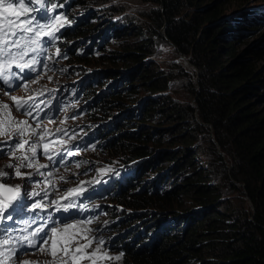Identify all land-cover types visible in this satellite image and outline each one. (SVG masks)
Wrapping results in <instances>:
<instances>
[{
  "label": "trees",
  "instance_id": "16d2710c",
  "mask_svg": "<svg viewBox=\"0 0 264 264\" xmlns=\"http://www.w3.org/2000/svg\"><path fill=\"white\" fill-rule=\"evenodd\" d=\"M68 1L85 5L87 13L69 32L74 48L83 39L93 41L77 58L102 70L85 75L100 81L99 86L105 74L124 80L101 100L94 89L98 111L113 128L108 146L126 162L141 158L146 169L159 173L164 167L174 179L157 182L156 188L173 185L169 189L152 191L148 186L122 196L134 211L144 212L134 222L156 209L188 217L183 236H168L153 248L141 239L133 241L127 262L264 264V66L237 57L234 45L247 28L260 29L264 10L223 17L219 0L203 8V0H144L151 5L146 22L130 23L126 31L107 37L99 8L111 0H94V6L86 5L92 0ZM187 3L193 10L189 18ZM120 35L126 36L113 49ZM160 41L191 56L199 69L198 83L181 65L166 69L156 62ZM254 52L264 54V46ZM115 115L120 119L112 120ZM239 183L251 210L245 198L237 200ZM181 199L189 203L188 213L177 210Z\"/></svg>",
  "mask_w": 264,
  "mask_h": 264
},
{
  "label": "snow or ice",
  "instance_id": "6c2138e0",
  "mask_svg": "<svg viewBox=\"0 0 264 264\" xmlns=\"http://www.w3.org/2000/svg\"><path fill=\"white\" fill-rule=\"evenodd\" d=\"M36 3L42 5V8L37 10L39 12V19L31 16L33 9L29 7L30 4ZM49 5L52 10H55V5H51V0H0V83L6 84L11 87L10 81L13 79H24L25 69H28L27 73L30 76L32 71H35L34 65L37 63L35 59H26L29 56V52H36L37 49L42 47L41 38L47 36L50 39L45 43L51 44L54 38V31L58 30V27H62L65 19L62 16H48ZM22 17H26L22 19ZM53 29V30H49ZM32 33V37L28 38L25 34ZM35 45V47H31ZM57 54L59 50L57 49ZM15 68L18 71L13 72ZM16 104V107H25L26 102L21 98L15 96L12 97ZM30 107V106H29ZM5 110L8 106L4 105ZM27 115H31V111L26 112ZM27 125V121L22 122ZM17 135L23 136L24 129L17 127ZM0 135H9L7 129L0 128ZM43 139V137H41ZM27 140H21L14 147L22 149ZM32 155H36V145L32 146ZM44 152L47 154L48 146H44ZM13 158H16L13 156ZM27 156L23 157V160H28ZM51 159V157H49ZM21 161L20 166L9 165L14 168V175L17 178H22L21 167H32L31 161L27 165ZM40 167H44L41 165ZM8 173L0 171V179L7 176ZM79 193V189H71L69 196ZM21 189L20 186L7 185L0 182V222L5 220H11L15 208H12L13 204L20 198ZM39 195V193H35ZM59 207L58 202H54ZM33 209L43 208V203L37 202L31 205ZM9 208H12L11 212H8L7 216L3 215ZM91 223V221H87ZM43 229H38L37 232H42ZM91 229H78L76 224H65L63 228L53 227L49 232H44L39 237L41 247L38 251H43L44 246L48 245L50 254L55 257L57 252H61L65 259L62 260V264H80V261L87 259L90 264H97L100 260L111 259L106 253H101V248H95L91 253L87 249L92 247L93 243L103 245V239L96 237H88L84 233L90 232ZM80 240H86L84 244H80ZM26 242V243H25ZM51 242V243H50ZM16 244H20L21 247H35L36 241L29 240L27 236L16 237L7 228H0V257L4 255V252L8 253V258L11 259L15 255L17 248ZM75 245V247H73ZM23 254V253H21ZM115 259H120L116 257ZM0 264H5L3 259H0ZM29 264V262H24Z\"/></svg>",
  "mask_w": 264,
  "mask_h": 264
},
{
  "label": "rangeland",
  "instance_id": "374dc122",
  "mask_svg": "<svg viewBox=\"0 0 264 264\" xmlns=\"http://www.w3.org/2000/svg\"><path fill=\"white\" fill-rule=\"evenodd\" d=\"M201 1V0H200ZM216 0H203V2L205 3L204 5H202V8L204 6L207 5H211L215 2ZM63 0H59V3L57 4V6L59 7V12L61 13H66L63 17L65 19L66 22H64L66 25H70L72 23H74L73 26H77V24H82L85 21V17H87V14L85 13L86 9H85V5H79V6H73V5H66L64 3H62ZM186 2V0H184V3ZM202 2V1H201ZM217 3H219V5L221 6V8L223 9V17L229 15L232 12H238L236 13L234 16H239L240 17V10H242L243 8L246 9H252V8H261L264 7V0H219ZM86 5H91L94 6V0H92L89 4ZM151 5L149 2H146L144 0H111L108 2V5L106 4L105 6H103L102 8H99L100 10V15L98 20H101L103 22H105V35H111L113 36L114 34H118L120 33L122 30L126 31L127 28L129 27L130 23H137V24H142L144 22H146V13H147V8H149ZM110 7H115L117 8L116 11L118 12H114V13H108V11H110ZM187 8V12H188V18L192 15L191 11L193 12V10L191 9V7L189 6V4L187 3V5L185 6ZM124 8V9H122ZM122 9V10H119ZM67 17H69V20H67ZM125 20H128V22H125ZM75 21V22H74ZM249 27V26H248ZM238 29V28H237ZM247 32L245 33H240L241 36L234 38V45L236 46V49L238 51L237 57L241 56L249 61H259V63L264 66V54L261 53H255L254 50L256 48H258L259 46L263 47L264 46V25L260 26V29L257 30H253L251 31V27L247 28ZM124 36L126 35H120L118 37V39L116 40V44H114L112 46L113 49H115L118 45H119V40L122 39ZM83 41H79L78 43V47L82 48L83 50H86L89 46H82L81 43ZM157 47V52H158V57H155L156 62H158L159 65L165 67L166 69H169L172 67V65L170 64H179L181 65V67L184 68V71L186 70L187 72H189V76L192 77L194 80H197L196 83H198V78H199V69L197 68V66L195 65V63L191 60V56L190 55H186L184 53H180L177 54L179 52H174L173 51V47L170 43H166V42H158L156 44ZM80 52H85L82 51L81 49L79 50ZM235 57V58H237ZM91 65L86 64L85 62L82 61H78V60H72L71 61V67H70V74H68L69 79L71 81H76V80H82L84 76H82V71L84 69H88L89 71ZM80 67H82V69H80ZM94 68H97L96 66H91ZM100 68V66H98ZM101 69V68H100ZM98 69L99 71H102ZM126 70H129L128 67H125ZM102 80L104 81V85H101L100 87H98V91L99 93L105 97L106 96V92L108 91V89L110 87H113L115 85H119V83L124 82V80H122V76H118L116 78H112L109 77V75L105 74V76L102 78ZM185 81H188V78H185ZM144 98V97H142ZM142 100V99H141ZM90 101V100H89ZM261 103H263L261 101ZM7 114H9L7 112ZM10 115V114H9ZM5 119L4 118H0V123L3 122ZM59 121H63V120H59ZM92 122L95 123L96 126H104L103 123V119L100 118V116L97 114L95 117H93L91 119ZM60 122V123H61ZM14 126L13 124H8V128L9 127ZM109 136V135H108ZM106 136V137H108ZM216 141V138H215ZM1 144V142H0ZM158 149H161L162 147H157ZM107 154V151L105 149L100 150V157L101 156H105ZM224 154V152H223ZM110 158L115 161V168H119L120 166H122L124 164V161H122V159L120 157L117 156V153L115 152L113 155L110 156ZM205 159V158H204ZM3 160L2 158H0V171H4L3 170ZM22 161V157H18L17 158V163L20 165ZM200 163L202 165H208L206 162L201 161L199 159ZM228 161L229 158H228ZM208 169L211 170L212 168L210 167V165H208ZM35 167H28V169H34ZM204 169V168H203ZM21 173H23V177L22 178H18L19 182L18 184L7 179L6 176L3 177L2 179H0V182L6 183L7 185H12V186H20L21 190L26 193V195H30L33 193L34 188L31 186H26V183H28V180L30 179L32 182L36 181V179H32L33 174H29V179L26 178V174L24 172V170H21ZM65 173L61 174V177L64 175ZM166 177L163 176V180ZM87 176H80L77 180L76 179H72L70 180L69 183H73L75 181H77V183L79 184H84L87 181ZM171 179H169L168 183L170 182ZM58 181H62L61 179H57ZM215 181V180H213ZM36 185V183H35ZM217 185H219V183H217ZM239 185L242 187L241 189H239L238 191H235L236 196H237V200L238 197H243L245 198V200L247 201V206L249 207V210H251L253 208V204L252 202L248 199V196L245 193V189L244 187L239 183ZM26 186V188H25ZM230 188L227 189V191H229ZM71 190V189H70ZM69 190V192H70ZM56 193L59 194H67L64 190L63 187L56 189L55 191ZM73 196V195H71ZM77 197L83 199V195L81 193H79L77 195ZM226 198L229 200V203H233V199L231 198L230 195H227ZM55 201H53V204ZM179 203H182V205H178L177 207H179L177 210H185V213H188L189 211H191L192 209L190 208L189 203H186L184 200H180ZM124 204L126 206L129 205L128 201H125ZM109 205L113 206L112 207V215L109 217H113L116 218L119 214H121L122 212L125 211L126 207H124L122 210H118L119 209V205L115 204V200H111ZM188 208V209H187ZM130 213H135L137 214V211H134L132 209L128 210ZM161 210L156 209L155 212H159ZM109 229H102V231H108ZM99 235L98 231H94L92 233V236H97ZM160 235H158L159 237ZM19 251H21L23 254L19 255V259L22 263L25 262V258L30 259V263L31 264H47L46 262L41 261L40 259H34L31 260V253L30 252H25L23 249L19 248ZM45 251V250H43ZM43 251H39L38 253H42ZM57 255L59 257V262L55 263V264H59L60 262H62L63 259V254L61 252H57ZM63 258V259H62ZM49 261L54 262V257L53 256H49ZM83 261V260H82ZM54 264V263H53Z\"/></svg>",
  "mask_w": 264,
  "mask_h": 264
},
{
  "label": "clouds",
  "instance_id": "9594fccd",
  "mask_svg": "<svg viewBox=\"0 0 264 264\" xmlns=\"http://www.w3.org/2000/svg\"><path fill=\"white\" fill-rule=\"evenodd\" d=\"M262 9L264 10V7H262ZM249 10L250 9H248V8H246V9L243 8L242 10H240V12H241L240 15L245 14L243 17H246L248 15V11ZM236 13H238V12H232L230 15H232V14L235 15ZM261 19H262L261 20V24L263 26L264 25V16ZM154 59H156V58H154ZM108 126H109V124L106 125V129H107V131H109L108 134L113 136L112 127H110V126L108 127ZM106 151H107V154L104 157L107 159V161H111L112 159L110 158V156L115 153V149H113L112 147L108 146ZM117 156L121 158V155H118V153H117ZM133 160H139L140 162L144 161L141 158L140 159L136 158V159H133ZM133 160H130V161H133ZM146 170H147V172L140 179L142 181L138 180L136 183L132 184L123 193H120L118 195V193H119L118 192L117 194H115V196H113V197L109 196V198H108L109 201L115 200V204L119 205V209L118 210H122L124 207H126L125 211L122 212L121 214H119L116 217L115 221H117L120 224H122L118 228L120 230H116V233H118V237L120 239H126V241H124L123 244L124 243L127 244V245H125L123 247L120 246V245H116V246H113V247H110L109 245L107 246L108 249L111 252L123 253V257H122V261L121 262L117 263L116 261H111L109 264H129L127 262V254L129 253V251H131L130 239H134V238L136 240L141 239L142 243L144 245H146L149 248H153L156 245H158L162 240H164L166 237L173 236V234L160 233L162 230H167V229H169L171 227L170 224L164 226V223L159 221V219L162 218V217H172L173 220H174V224H175L177 230H183V226H186V230H187L188 217L179 218L178 215H175L173 213L165 214L164 211H162V210L159 211V212H152L151 214H149V215H147L145 217L146 218L145 220H136L134 222L135 218L140 217L139 213L141 215L145 216L144 212H138L140 210H137V214L130 213L128 211L129 209L133 208L132 210H136V208L135 207L131 208L130 205L126 206L124 204L125 200H123V197H122L123 195H126L128 193H132L134 191H140L143 188L148 187V186L152 187V191L156 190V189L161 191V190L169 189V188H171L173 186V185H170V184H166V185H163V186H161L159 188H156L157 182L161 178H163V176H165V177L171 179L172 181H174V179L171 178L170 175H168V173H166V169L164 167L161 168V171L159 173H156V172L152 171V169H146ZM198 209H201V208H198ZM144 210H146V209H144ZM111 215H112V210L110 208H108V212H107L106 216L109 217ZM149 218H150V220L147 221V219H149ZM134 229H136L138 231L144 230L145 234H143V235L141 234L139 236H135L132 233V231H130V230H134ZM185 233L184 232L182 234L179 233L178 235L183 236ZM174 234L177 235V233H174ZM158 235H160V236L158 237ZM152 238L160 239V240L157 243H151L150 240ZM33 258L34 259H40L41 261L46 262L47 264H51V262L49 261V256H47L44 253L39 254V255H35V256H33Z\"/></svg>",
  "mask_w": 264,
  "mask_h": 264
},
{
  "label": "bare ground",
  "instance_id": "6f19581e",
  "mask_svg": "<svg viewBox=\"0 0 264 264\" xmlns=\"http://www.w3.org/2000/svg\"><path fill=\"white\" fill-rule=\"evenodd\" d=\"M108 37V36H107ZM29 86L31 87V88H36L37 86H35V84L34 83H30L29 84ZM27 89V88H26ZM0 118H4L5 120L3 121V122H1L0 123V128H4V129H6V128H8V124H13L14 126H12V127H17L18 126V123L17 122H15L14 120H13V118L11 117V115H9V114H7V111L6 110H0ZM10 128V127H9ZM111 135H109L108 137H106L105 138V144H104V146H108V144H110V141L112 140V138L110 137ZM32 166L33 167H35V163H32ZM132 177H134V175H130V176H128L127 177V179L128 180H126L125 181V185L128 183V181H131L132 180ZM138 176H135V178H137ZM156 186H157V184H156ZM163 186V185H162ZM79 194V193H78ZM78 194H75V195H73V196H71V198L72 199H75L76 197H77V195ZM61 195H63V196H65L66 194H61ZM67 216H68V214H67ZM38 227H41V225H39L38 224ZM25 252H27V251H25ZM22 252L21 251H19V255L21 254ZM64 258V257H63ZM62 258V259H63ZM28 260H30V259H28ZM25 261H26V258H25ZM54 262H52V264H53ZM55 264V263H54Z\"/></svg>",
  "mask_w": 264,
  "mask_h": 264
}]
</instances>
